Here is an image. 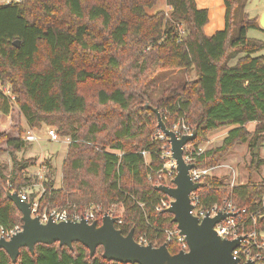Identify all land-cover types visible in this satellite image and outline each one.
Wrapping results in <instances>:
<instances>
[{
  "label": "trees",
  "instance_id": "16d2710c",
  "mask_svg": "<svg viewBox=\"0 0 264 264\" xmlns=\"http://www.w3.org/2000/svg\"><path fill=\"white\" fill-rule=\"evenodd\" d=\"M156 2L0 3V113L8 114L13 101L27 130L45 123L71 138L57 188L45 161L39 213L55 207L81 212L90 203L111 213L107 207L119 206L120 212L111 213L120 220L115 226L123 234L133 229L137 241L159 246L165 231L176 226L171 213L156 209L166 198L154 179L161 165L159 148L168 140L152 137L146 124L140 126L141 113L157 120L145 104L159 110L168 129L179 119L196 127V138L189 142L194 150L210 132L229 127L219 146L195 156L196 167L216 166L231 147L246 143L252 150L248 168L260 171L264 40L247 34L261 28L256 17L243 11L245 0H223L224 26L211 35L203 31L208 10L198 8L195 0H165L168 10L149 13ZM250 122L255 123L252 130L247 128ZM2 142L12 163L7 173L0 162V228L9 230L22 222L6 190L31 184L26 169L34 162L16 158L26 146L20 136L0 132ZM142 151L148 152V164ZM229 184L227 175L207 178L197 191L203 205L230 198L246 208L244 218L256 215L255 225L248 220V230H264V178L255 181L249 175L246 182ZM167 248L171 254L179 251L174 241ZM101 253L98 247L90 256L77 242L72 249L36 244L33 253L21 248L15 262L0 250V264H125L108 261Z\"/></svg>",
  "mask_w": 264,
  "mask_h": 264
},
{
  "label": "water",
  "instance_id": "95a60500",
  "mask_svg": "<svg viewBox=\"0 0 264 264\" xmlns=\"http://www.w3.org/2000/svg\"><path fill=\"white\" fill-rule=\"evenodd\" d=\"M259 24L264 28V13L259 17ZM17 44V41L14 42ZM144 108H151L157 117V127L167 137L170 144L171 156L176 163V175L172 179V186L156 185L155 188L173 200L165 210L172 214L179 234L183 235L188 250H179L171 254L167 244L154 246L151 243H140L133 236V229L123 234L115 224L118 218L105 212L101 223L93 221H61L53 222L48 219L43 223L38 216L31 214V202L22 201L17 191L6 190V195L21 213V230L9 239L0 237V250H4L12 262H15L20 249L27 248L34 252L36 244L66 246L70 249L77 242L89 250L93 256L98 247H102V257L108 261L125 264H239V259L232 255V251L239 244L241 238L227 240L220 238L213 226L227 214L219 213L214 217L206 216L202 220L190 213L192 208L189 194L203 186L195 183L189 176V170L194 163H186L183 158L184 147L196 138V127L191 134L180 137L168 129L159 110L147 102ZM242 264H251L247 261Z\"/></svg>",
  "mask_w": 264,
  "mask_h": 264
},
{
  "label": "built area",
  "instance_id": "2783aa9c",
  "mask_svg": "<svg viewBox=\"0 0 264 264\" xmlns=\"http://www.w3.org/2000/svg\"><path fill=\"white\" fill-rule=\"evenodd\" d=\"M5 93H8L7 89H5ZM192 129L193 128L191 126L186 124L183 120L179 119L173 125L171 130L174 131L176 135L180 137L184 134H191ZM46 135L47 138L51 141L60 140V137L55 131V129H47ZM163 138L167 139V137L159 129V139ZM22 139L26 141H36L40 140V137L36 134V132L28 130ZM202 151L203 149L201 146H198L197 149L194 150L193 146L188 143L184 147L183 158L186 163L195 164L193 159ZM141 153L145 158L148 156L147 151H142ZM159 159L161 160V165L156 170L154 184L155 186L160 184L172 186V179L175 177L177 171L175 160L171 156V149L168 141L165 145L160 146ZM148 162L149 157L148 160L146 159L147 164ZM216 168L217 166L196 167L195 165L189 170V176L193 182L203 183L204 185V181L207 178L215 175L214 170ZM229 185H235L234 181H231ZM8 186L10 187L11 185L8 184ZM198 189L192 191L189 194V200L192 206L190 213L193 216L198 217L199 220H202L206 216L214 217L219 213L227 215L229 214L213 226L217 235L220 238L227 240L241 238L238 246L232 251V255L239 259V264L245 263L247 261H250L251 264H264V230H257L255 228H252L250 230L247 229L249 219L251 221V224H256V215L251 214L248 218H244L243 214L246 213V208L237 207L230 198H224L219 204L216 203L211 206H204L201 202L200 194L197 192ZM9 190L14 191L12 189ZM17 193L22 201H29L26 192L19 190L17 191ZM172 200L173 199L171 197L166 195V198L162 200L160 207H157L156 209H166L170 206ZM104 213L105 212L100 209V206H96L95 208L91 209L87 208L81 212L76 210L69 211L66 208H53L50 210H44L42 213H39L37 211V201L31 202L32 216H38L40 221L43 223L47 222L48 219H51L53 222H61L68 220L80 221L81 219H85L89 223L96 221L99 224L101 223V219ZM118 222H120L119 219L117 223ZM19 230H21V225H17L9 230L0 228V237L9 239L13 234L18 232ZM165 234L166 237L164 243L168 244L169 242L174 241L177 243L179 250H188V245L185 241V238L183 235L179 234V230L176 226L174 228L167 229L165 231ZM139 242L146 244V242H143L141 240H139Z\"/></svg>",
  "mask_w": 264,
  "mask_h": 264
},
{
  "label": "rangeland",
  "instance_id": "374dc122",
  "mask_svg": "<svg viewBox=\"0 0 264 264\" xmlns=\"http://www.w3.org/2000/svg\"><path fill=\"white\" fill-rule=\"evenodd\" d=\"M9 1L10 0H0V3ZM262 8H264V0H248L246 4V11H249L250 13ZM160 9L168 10L165 0H157L156 4L153 7L148 8L147 11L149 13H154ZM214 15L215 13L212 14V18L215 17ZM248 35L251 38L264 40V32L249 29ZM261 53L264 55V49ZM7 94H9V92ZM140 115L142 119L140 126L142 127L143 124H146V127L149 129V134H152V137L155 136V138H159L158 128L155 127V129H153L152 127L153 124L157 125V120L152 119L148 114L141 113ZM27 129L25 120L20 114L17 105L15 102L10 101L9 113H0V132H6L13 138L20 136L22 139L28 131ZM47 129H55L56 131L55 126L45 123H42L39 128L31 129V131L36 132V134L40 137V140L26 141L25 148L15 153L16 158L18 159L30 158L34 162L32 166L26 169L27 175L31 177V184L20 188L21 191L26 192L29 199L33 197L34 202L37 201L38 197L42 193L43 182L46 180L45 174L47 172V166L45 161H49L53 169V176L51 178L54 182V187H59L62 177L63 162L66 159L68 145L71 141L69 135L59 134L60 140L51 141L47 139ZM21 130H23V132ZM225 130L226 128H220L210 132L206 139L199 144V146H201L203 150L219 146L222 138L225 136ZM78 133L80 135L83 134L81 132ZM79 141H83L82 136H80ZM163 145L165 144L163 143L161 146ZM98 149L99 148H97V150ZM251 151V148L248 147L246 143L235 144L230 148L229 152L224 156L222 161L216 165L217 168L214 170V174L216 176L227 175L229 182L234 181L235 184L246 182L249 175H252V179L255 181L264 178V166L261 167L260 171L254 173L248 168L251 160ZM258 152L259 156L264 158V144L258 148ZM145 159L148 160V156ZM0 162L6 164V172L8 173L11 169L12 162L8 152L6 151V145L4 142L0 143ZM96 206H100V209H103L101 205L96 203H90L85 209L95 208ZM106 209H108L112 214H117L122 210L121 207H117L115 205H111Z\"/></svg>",
  "mask_w": 264,
  "mask_h": 264
},
{
  "label": "crops",
  "instance_id": "0c3cea01",
  "mask_svg": "<svg viewBox=\"0 0 264 264\" xmlns=\"http://www.w3.org/2000/svg\"><path fill=\"white\" fill-rule=\"evenodd\" d=\"M13 1V0H10ZM196 5L198 8H206L208 10V22L204 25L203 31L206 35H211L215 31L220 30L224 26V4L223 0H195ZM248 0H245L244 6H243V11L249 15V17L254 18L256 17L259 23V17L261 14L264 13V8L262 9H257L253 13H250L249 11H246V4ZM215 13V17L212 18V14ZM222 15V16H221ZM222 26V27H221ZM260 26V24H259ZM261 30L259 29H253L254 31H259V32H264V28L261 27ZM248 34V32H247ZM249 36V35H248ZM0 84V88H1ZM254 122H250L247 124V128L249 130H252L254 127ZM229 127L226 128L225 134L227 133ZM48 139V138H47Z\"/></svg>",
  "mask_w": 264,
  "mask_h": 264
}]
</instances>
